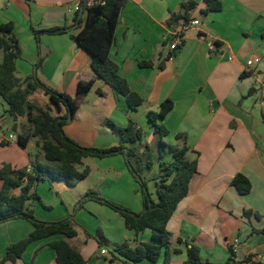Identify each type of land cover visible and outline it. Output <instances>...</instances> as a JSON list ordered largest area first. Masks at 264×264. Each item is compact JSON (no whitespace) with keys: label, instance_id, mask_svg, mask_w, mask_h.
<instances>
[{"label":"crops","instance_id":"crops-1","mask_svg":"<svg viewBox=\"0 0 264 264\" xmlns=\"http://www.w3.org/2000/svg\"><path fill=\"white\" fill-rule=\"evenodd\" d=\"M81 1L0 0V24L13 21L22 49L21 57L16 60L19 79L36 71L40 57L45 60L37 70L39 78L71 97L76 96L80 80L94 77L92 55L73 38L87 18V9H80L81 26L77 25L76 4ZM189 1L195 2L196 8L188 13V20L198 19L200 24L186 32L180 50L171 51L166 39L173 26L183 19L172 23L170 19L172 15H184L183 5ZM220 1L222 10L204 14V0H126L109 56L118 64L119 74L131 90L144 101L135 111H129L125 98L96 80L80 102L73 120L63 127L64 133L82 146L108 148L120 141L108 122L125 128L131 120L142 131L141 153L158 138L148 112L158 111L160 103L167 98L173 101V108L163 119L169 131L163 139L172 140L170 144L165 142L168 145L180 146L182 143L176 135L184 134L191 148L187 156L191 160L197 158L198 172L190 182L188 195L167 224L170 264H185L187 247L192 245L200 248L204 264H226L230 247L234 252L233 264L251 261L264 264L261 232L264 230V0ZM63 26L71 30L56 35L42 34L38 48L34 30ZM209 42L217 45L216 51H209ZM2 56L0 50V63ZM248 61L253 64L248 66ZM144 62L153 65L144 66ZM242 73L247 76L241 78ZM98 90L104 95L98 94ZM29 100L40 101L39 105L44 107L47 104L53 116L65 114L63 106L53 105L40 90L30 95ZM7 110L8 105L0 95V136L10 133L18 136L24 119L15 120ZM144 119L148 121L146 130L140 125ZM16 145L17 141L0 139V169L7 163L31 171V166L16 154L10 155L16 152ZM86 167L90 169L88 177L74 186L84 184L96 169L98 182L89 189L135 213L142 212L140 186L130 173L124 155L94 158L93 164L83 160L77 166L79 171ZM237 173L251 183V191L246 195L231 185ZM1 185L0 179V188ZM86 192L84 188L78 199ZM13 193L19 195L21 188ZM69 215L67 210L62 216L44 218V222H60ZM70 218L77 232L75 237L55 235L34 242L17 264H56L55 252L50 247V242L56 239H65L76 248L86 264H124L123 257L112 253L115 244L127 242L134 248L155 243L150 229L136 234L126 227L120 215L95 201H84ZM33 229L24 219L0 224V258L11 244L28 237ZM98 230L102 235L109 233L104 236L109 241L104 246L96 238ZM103 247L109 253L107 256L100 255ZM175 249L180 252L176 253ZM139 264L153 263L145 259ZM156 264H163V256Z\"/></svg>","mask_w":264,"mask_h":264},{"label":"trees","instance_id":"trees-1","mask_svg":"<svg viewBox=\"0 0 264 264\" xmlns=\"http://www.w3.org/2000/svg\"><path fill=\"white\" fill-rule=\"evenodd\" d=\"M205 8L202 13L217 12L222 10L220 0H204ZM126 0H109L105 6H94L87 9V18L81 31L73 36L78 44L92 55L91 68L94 77L90 80H80L77 86L76 96L60 92L44 83L38 76L37 70L42 66L45 58L40 57L36 63V71L24 79L16 75V60L21 57L22 49L14 33L13 21L0 24V50L2 61L0 63V95L8 105V114L15 120L19 117L24 119L21 123V133L17 136V143L20 147L26 148L33 139L37 147V153L31 161V171L28 168H13L12 165L4 163L0 169V224L10 220L24 219L29 221L34 229L26 237L11 244L0 258V264L11 262L17 264L27 247L37 241L62 235L66 238H73L77 235L71 223V218L56 223L40 221L35 217L33 209L28 206L31 200H40L35 191L36 185L42 180L65 181L68 185L74 186L77 182L88 177V167L79 171L77 166L86 158H106L122 154L126 158V164L134 179L140 186L143 198V211L135 213L130 209L111 202L102 197L96 191H87L80 201L91 200L105 205L118 213L129 230L136 234L146 229L152 231L155 243H145L131 247L127 242L115 244L112 253H117L126 261L124 264H139L149 259L156 264L163 256V264H170V233L167 224L177 209L178 204L188 195L189 185L192 178L198 172L196 159H189L187 154L191 148L187 145L184 134H177L176 139L182 145H168L163 138L169 134L164 127L163 119L173 108V101L170 98L160 103L158 111H149L147 117L153 127L154 133L158 136L160 145L168 150L172 161L163 162L160 165L161 174L154 177L157 200L152 198L148 191L147 183L141 176L143 165L151 169L153 159L149 154V146L140 153L142 147V131L136 128L130 120L125 128H117L113 123L108 122L111 129L120 137L119 144L108 148L85 147L71 140L64 133V125L71 122L82 99L92 89L96 80L110 86L113 91L125 98L129 111H135L144 99L135 91H132L127 80L119 74V66L110 56V49L115 42V32L118 18ZM184 15H172L170 23L178 19L188 20V13L196 8V3L189 1L183 5ZM77 12L76 23L81 26V18ZM71 27H52L44 30H34L38 48L41 44L42 34H63L68 33ZM183 44L178 47L182 48ZM144 66H152L151 62L142 63ZM162 68L163 65L161 64ZM247 73H242L245 78ZM44 92L51 103L58 108H65L63 116H53L50 107H43L29 100L30 95L36 91ZM98 94L104 95L101 90ZM72 115L70 121L68 116ZM14 130H17L16 125ZM3 145L5 143L2 142ZM198 155L197 152H195ZM26 183L23 185V182ZM238 192L246 195L251 191V183L247 177L237 173L231 181ZM21 188V193L15 195V189ZM264 233V230L261 231ZM96 238L102 246L109 241L97 231ZM50 247L55 252L56 264H86L82 254L72 247L65 239H56L50 242ZM230 255L226 264L235 262L233 248L230 247ZM179 253V249H175ZM249 262L251 259L248 260ZM204 264L200 256V248L192 245L187 247V260L185 264ZM249 264H261L250 262Z\"/></svg>","mask_w":264,"mask_h":264},{"label":"rangeland","instance_id":"rangeland-1","mask_svg":"<svg viewBox=\"0 0 264 264\" xmlns=\"http://www.w3.org/2000/svg\"><path fill=\"white\" fill-rule=\"evenodd\" d=\"M198 15L201 19H204L201 14H198ZM42 102L45 103V98H44V101ZM36 104L39 105L40 101L39 103L37 102ZM45 107H48V105L46 104ZM147 123H148L147 119H144L143 122L140 123L142 130L144 129L146 130ZM163 141L169 144L170 142H172V140L170 141L169 139L167 140L163 139ZM149 149H150L149 154L151 155V158L153 159V166L151 169H148L145 167V165H143L144 167L142 168L144 169H142L141 171V176L147 183V188H148V191L152 194V198L154 200H157L155 181L152 179L154 177H157L159 174H161V169H160L161 163L172 161V156L171 154H169L168 150H166L167 152L165 154L161 153L165 149H163V147L160 145L158 138L150 142ZM15 150L16 152L15 153L12 152V154L10 155L16 154L17 157H19V159L23 161L27 166L31 164V161L34 158V155L38 151L33 139L29 142L26 149L20 147L19 145H16ZM141 151L142 152L145 151V148H143ZM1 155L3 154L1 153ZM93 159L94 158H89V159L86 158L84 160L87 161L88 164H93ZM97 172L98 170L95 169L93 171V174L84 182V184L81 183L78 186L76 185L74 187L71 185H67L65 181H60V182L56 181L55 183L52 182L53 183L52 184L48 180H45V181L42 180L35 187V191L39 195L40 200H31L28 202V206L31 209H33L35 217L40 221H44V218L46 217L53 218L56 216H62V213L67 210L70 211V215L68 218L70 217L73 218L75 211L80 206V201L84 197L83 196L79 200L78 199L80 198L79 195L82 194L84 188H86V191H91V189L89 188H91V186H93L94 184L98 182L97 180L95 181L97 177ZM108 209L110 208L108 207ZM116 214L119 215L118 213ZM106 234L109 235L108 232ZM106 234L103 236H106Z\"/></svg>","mask_w":264,"mask_h":264},{"label":"built area","instance_id":"built-area-1","mask_svg":"<svg viewBox=\"0 0 264 264\" xmlns=\"http://www.w3.org/2000/svg\"><path fill=\"white\" fill-rule=\"evenodd\" d=\"M109 0H82L81 2L76 4V10L79 11L80 9H89L91 7L100 5L105 6ZM200 24V21L198 19H192L189 21H180L176 25L173 26L169 37L166 39L167 46L171 51H176L180 45L184 43L185 40V34L190 29L197 27ZM208 49L211 52H214L217 50V45L214 42L208 43ZM248 66L253 64V61H248ZM0 139L8 141V142H14L17 141V135L14 133H10L8 135H1ZM109 253L106 248H101L100 255L101 256H107Z\"/></svg>","mask_w":264,"mask_h":264},{"label":"water","instance_id":"water-1","mask_svg":"<svg viewBox=\"0 0 264 264\" xmlns=\"http://www.w3.org/2000/svg\"><path fill=\"white\" fill-rule=\"evenodd\" d=\"M82 12H83V11H81V13H82ZM71 118H72V115H70V114H69V116H68L67 120H68V121H70V120H71Z\"/></svg>","mask_w":264,"mask_h":264}]
</instances>
